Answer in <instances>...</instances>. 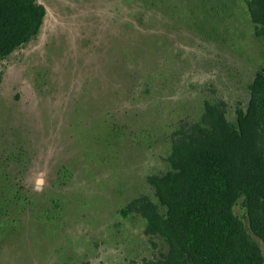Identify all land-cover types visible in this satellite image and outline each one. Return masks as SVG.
<instances>
[{
    "label": "rangeland",
    "instance_id": "rangeland-1",
    "mask_svg": "<svg viewBox=\"0 0 264 264\" xmlns=\"http://www.w3.org/2000/svg\"><path fill=\"white\" fill-rule=\"evenodd\" d=\"M249 0H39V34L0 58V264H145L172 134L206 101L247 108L264 75ZM235 213L248 228L242 199ZM264 257V243L257 239Z\"/></svg>",
    "mask_w": 264,
    "mask_h": 264
},
{
    "label": "trees",
    "instance_id": "trees-1",
    "mask_svg": "<svg viewBox=\"0 0 264 264\" xmlns=\"http://www.w3.org/2000/svg\"><path fill=\"white\" fill-rule=\"evenodd\" d=\"M253 22L264 25V0H249ZM47 11L39 0H0V58L34 39ZM170 169L152 175L157 202L144 195L122 214L146 219L145 233L162 236L166 252L145 264H264V75L250 86L236 121L224 101H206L196 120L172 134ZM242 199L248 228L235 213Z\"/></svg>",
    "mask_w": 264,
    "mask_h": 264
}]
</instances>
